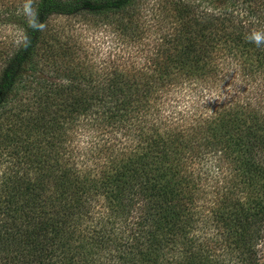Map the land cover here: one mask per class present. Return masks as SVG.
<instances>
[{"label":"trees","instance_id":"obj_1","mask_svg":"<svg viewBox=\"0 0 264 264\" xmlns=\"http://www.w3.org/2000/svg\"><path fill=\"white\" fill-rule=\"evenodd\" d=\"M7 20L0 264H264V0H0Z\"/></svg>","mask_w":264,"mask_h":264},{"label":"rangeland","instance_id":"obj_2","mask_svg":"<svg viewBox=\"0 0 264 264\" xmlns=\"http://www.w3.org/2000/svg\"><path fill=\"white\" fill-rule=\"evenodd\" d=\"M68 20H64V18L60 19V24L66 23ZM10 21L7 20L6 23L0 24V40H9V38L13 35L11 28L9 27ZM72 22V20H71ZM76 32L80 33L85 42H101L103 45H115L117 44L114 40L112 33L104 27H91L78 24ZM4 39V40H2Z\"/></svg>","mask_w":264,"mask_h":264}]
</instances>
